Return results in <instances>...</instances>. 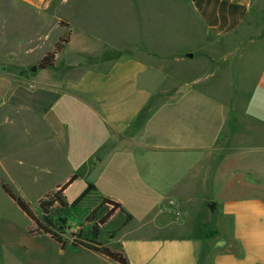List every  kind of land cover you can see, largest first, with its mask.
I'll use <instances>...</instances> for the list:
<instances>
[{
  "label": "crops",
  "instance_id": "0c3cea01",
  "mask_svg": "<svg viewBox=\"0 0 264 264\" xmlns=\"http://www.w3.org/2000/svg\"><path fill=\"white\" fill-rule=\"evenodd\" d=\"M262 3L264 0H8L10 14L21 11L29 23L23 26L32 39L28 52L40 45L49 26L62 28L61 37L69 33V40L54 67L70 49L75 55L69 68L82 72L69 80L28 87L22 80L0 77L4 88L0 90V181L27 202L30 188L45 187L58 167L53 162V145L68 152L69 122L59 121L57 112L81 109V122L87 112L105 133L108 149L101 155L99 148L97 159L109 160L115 148L127 155L140 156L154 148L151 151L181 157L175 172L179 177H157L156 186L162 201L176 211L163 208L138 227L132 226V216L119 229V252L128 264H264V42L258 47L262 62L252 80L249 69L239 64L243 46L223 52L212 44L238 36L248 19L261 16ZM182 22L184 30L179 29ZM7 27L2 22L3 36L10 31ZM181 39L201 45L181 46ZM18 46L20 50L21 43ZM186 48L189 51L184 52ZM218 53L229 54L217 61L213 55ZM170 81L171 90L166 88ZM21 89L25 93L27 89L35 101L42 93L49 96L45 109L25 99L17 101L14 92ZM170 107L175 116L163 136L167 143L149 145L147 129ZM198 117L204 123L200 128L196 126ZM72 122L78 126L77 121ZM5 129L22 132L38 150L27 147L22 156L4 153ZM215 150L222 151L218 172L212 163ZM182 157L189 160L188 168L181 165ZM16 177H32L31 183L26 180L25 187ZM207 191L210 197L221 198L214 205L210 230L189 227L188 234L167 233L175 231L172 226L180 229L191 223L180 218V200L190 202ZM41 199L43 196L37 202ZM6 206L23 213L0 186V238L14 229L3 213ZM173 214L176 223L169 221Z\"/></svg>",
  "mask_w": 264,
  "mask_h": 264
},
{
  "label": "rangeland",
  "instance_id": "374dc122",
  "mask_svg": "<svg viewBox=\"0 0 264 264\" xmlns=\"http://www.w3.org/2000/svg\"><path fill=\"white\" fill-rule=\"evenodd\" d=\"M10 10L8 0L0 1V77L22 80L24 87H28L29 84L33 83L50 84L69 80L82 72L80 69L72 70L69 68L71 58L75 55V52L70 49L66 50L63 56H60L54 68L46 70L39 68L38 63L43 58L42 55L52 50L54 43L64 34V29L49 26L40 45L31 47L32 51L28 52V46H31L30 40L32 39L28 36V28L23 26H27L29 23L23 18V12L18 11L20 14L14 16L10 14ZM2 15H4V18ZM263 15L264 3L261 5V16L258 19H248L238 36L231 35L226 39L212 41L214 46L224 49L223 52H229L243 46V52L239 56V64L249 69V80L254 78L253 71L262 62L263 52L258 47L264 42L262 37L264 35ZM5 21L9 25L7 30L10 31L3 36L2 22ZM179 29L184 30L183 22ZM117 39L119 40V38ZM183 40H179L181 46L201 45L198 41L192 43L189 41L183 42ZM20 43L21 48L19 50L17 48ZM183 51L187 52L189 48ZM227 54H214L213 58L218 61ZM40 57L42 58L39 60ZM228 61L231 62L230 56ZM222 84L221 82L219 86H222ZM166 88L172 89L171 81ZM23 89L25 90V88ZM23 89L14 92V98L17 101L25 99L27 102H32L33 105L37 104L38 109H45L49 96L47 97L45 93H42L41 97L35 101L30 96L31 94H27V89L26 93ZM233 89H235V86ZM0 90L3 91L4 88L0 87ZM212 93H214L213 90ZM166 110L160 116V121L150 125L145 133L149 145L160 146L167 143L166 141L163 142V136L166 134L168 126H170V120L174 119L175 113L172 107ZM57 114L59 121L69 122L68 152L65 154V150L59 144L53 145V162L58 167H54L53 177H51V180L50 177L47 178L45 187L40 188L38 185L30 188L28 202L36 214L42 217L38 206L39 201L37 202L38 198L41 196L44 198L45 193L53 192L58 186L64 185L72 176H77V179L65 191L67 206L65 208L55 206L49 210V217L52 222L63 219L62 230L59 233L56 232V234L65 246L62 248V244L56 243L45 234L30 235L29 230L34 228L31 220L23 213L9 209L6 206L3 208V213L13 223L14 229L7 231L6 236L0 238V264H116L99 253L72 246V241L92 240L93 223L110 211L109 206L101 205L105 198L119 202L124 210L134 217L133 227L151 221L163 208L168 207L172 213L175 212L176 209L169 207L168 201H162L163 199L159 195L156 186L157 177H179L178 175L175 176V172L178 166V158L181 157L171 152L151 151L156 150L154 148L148 151L144 150L140 156L127 155L125 153L121 154L115 148L109 160L103 158V156L97 159L99 148L102 155L107 151L108 145L105 144V133L97 128L88 113H84L83 123L81 122V109L70 108L68 111L63 112L60 110ZM35 120V118H32L33 123ZM72 121H77L78 126L72 124ZM202 121L198 117L196 122L198 128L204 125ZM23 126L21 123L19 128L22 129ZM34 126L37 127V125ZM38 126L41 127L39 124ZM36 133L39 134L40 132L37 130ZM124 144L125 142H122L121 146H124ZM27 147L38 150L34 141L24 137L22 132H16V130L13 132L12 129L4 130L2 146L4 153L15 152V154L22 156ZM221 152V150H215L212 156V163L215 164V166L213 165L214 172H218L220 168ZM93 154L95 156H92ZM193 162L194 160H191V164ZM182 163L186 168L189 167V160L184 159V161H181V165ZM56 169L57 171H55ZM16 178L25 187L28 184L26 180L29 179L31 183L32 179V177L31 179L30 177ZM169 180L172 179L169 178ZM206 195L185 203L180 200L181 209H179V212L182 214L180 218L183 217L185 221H188V224L191 223L189 226L180 229L177 226H172L175 231L168 230L167 233L188 234L191 231L189 227L192 229L198 228L200 231L206 228L210 230V225H212L215 218L212 212L214 206L210 207V203L215 205L221 198L210 197L211 193L209 191ZM169 221L175 222L176 216L171 215ZM128 222L130 220L127 221L124 214L118 211L115 212L106 224L100 228L96 241L112 251L119 252L120 247L117 240L119 228H123Z\"/></svg>",
  "mask_w": 264,
  "mask_h": 264
},
{
  "label": "trees",
  "instance_id": "16d2710c",
  "mask_svg": "<svg viewBox=\"0 0 264 264\" xmlns=\"http://www.w3.org/2000/svg\"><path fill=\"white\" fill-rule=\"evenodd\" d=\"M63 23H60L62 25ZM69 40V33H66L61 37L58 42L53 46L52 50L47 52L43 58L38 63V67L42 70L53 68L56 62V57L62 52L64 45ZM77 179V176H72L64 185L58 186L56 190L51 193L46 194L43 199L38 202V206L42 212V217L36 214L35 210L31 207V204L21 197L14 194L10 187L3 184L0 181V186L6 195L17 205V207L26 215V217L31 220L33 223L32 229L29 230L30 235L35 234H45L51 240L55 241L58 244H62V248L65 246L61 242V239L57 237L56 232H61L63 227V219L52 222V219L49 217V210L55 206L60 208H65L67 206L65 201V191L67 188ZM101 205H107L110 207V211L106 213L100 220L93 223L92 226V240L90 241H79L73 240L72 246L81 247L92 252L99 253L105 258L113 261L116 264H128L124 254L122 252L112 251L110 248L103 246L101 243L97 242L96 239L99 236L100 228L106 224L109 218L115 213L120 212L124 214L127 218V221L132 219V216L127 213L122 205L114 200L105 198L103 199ZM100 205V206H101ZM120 229V228H119Z\"/></svg>",
  "mask_w": 264,
  "mask_h": 264
},
{
  "label": "water",
  "instance_id": "95a60500",
  "mask_svg": "<svg viewBox=\"0 0 264 264\" xmlns=\"http://www.w3.org/2000/svg\"><path fill=\"white\" fill-rule=\"evenodd\" d=\"M34 70H36V68H34ZM214 206V204L213 203H210V207H213Z\"/></svg>",
  "mask_w": 264,
  "mask_h": 264
}]
</instances>
